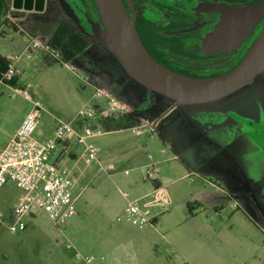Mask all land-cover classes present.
I'll list each match as a JSON object with an SVG mask.
<instances>
[{"label":"rangeland","instance_id":"obj_1","mask_svg":"<svg viewBox=\"0 0 264 264\" xmlns=\"http://www.w3.org/2000/svg\"><path fill=\"white\" fill-rule=\"evenodd\" d=\"M7 2L0 9V56L13 65L16 83H0V150L30 100L43 107L33 134L38 141L52 136L55 118L69 121L81 109L96 111V118L77 120L94 123L99 134L86 140L97 160L76 143L63 157L76 213L59 228L43 210L20 211L25 193L16 183L2 186L0 264H264V69L221 99L175 105L130 78L89 36V46L68 62L43 47L27 51L32 36L47 39L61 19L81 29L59 0H45L38 11ZM96 89L111 90L139 122L107 132L99 118L108 111L106 98L95 97ZM152 167L157 172L146 178ZM128 202L157 221L133 225ZM19 222L24 230H9Z\"/></svg>","mask_w":264,"mask_h":264},{"label":"water","instance_id":"obj_2","mask_svg":"<svg viewBox=\"0 0 264 264\" xmlns=\"http://www.w3.org/2000/svg\"><path fill=\"white\" fill-rule=\"evenodd\" d=\"M81 32L113 54L126 74L149 91L174 101L175 105L202 104L221 99L251 84L264 69V26L238 64L227 73L209 77H188L157 62L148 53L135 28V15L129 17L122 0H94L100 23L87 33L69 4L59 0ZM129 1V0H128ZM45 0H12L15 9L38 11ZM202 10L221 15L215 29L204 40L205 54L236 51L264 20V0L245 6L200 4Z\"/></svg>","mask_w":264,"mask_h":264},{"label":"built area","instance_id":"obj_3","mask_svg":"<svg viewBox=\"0 0 264 264\" xmlns=\"http://www.w3.org/2000/svg\"><path fill=\"white\" fill-rule=\"evenodd\" d=\"M44 38L32 36L26 50L33 51L43 47L46 51H53L48 45V38ZM54 52V57L59 60L61 58L59 53ZM15 75L16 71L11 64L8 70L0 76V83L8 84ZM17 92L28 98L25 93L19 90ZM94 95L98 98H106L108 111L103 115L101 113L99 117L101 120L103 117L112 114H126L128 108L112 95L111 90L96 89ZM30 103L31 109L24 120L8 144L0 150V190L8 182L16 183L25 193L20 211L27 212L33 207L43 210L53 225L59 228L65 224L67 219L75 215V197L68 170L60 162L53 160L52 155L61 143L72 142L83 145L84 152L89 155V158L97 160V149L92 144L87 143L86 140L99 134V131L93 125L94 123L89 125L77 120L81 116H87L89 119L96 118L97 114L94 109H81L77 114L78 116L69 121L55 118L52 136L41 142L36 140L33 134L38 126L43 107L38 101L30 100ZM146 126L147 123L139 127L142 129ZM137 132L143 133L139 128ZM156 172L154 167L147 169L146 178H150ZM161 191V188H158L155 192L162 203H165L167 199L163 197ZM125 215L133 225L139 228L154 223V218L149 217V211L140 207L137 202H128ZM4 223V218L0 214V226ZM8 228L12 232H17L24 230L25 224L19 222Z\"/></svg>","mask_w":264,"mask_h":264},{"label":"flooded vegetation","instance_id":"obj_4","mask_svg":"<svg viewBox=\"0 0 264 264\" xmlns=\"http://www.w3.org/2000/svg\"><path fill=\"white\" fill-rule=\"evenodd\" d=\"M64 1L72 8L80 25L87 33H91L92 29L87 17L94 23H100L94 0ZM257 1L259 0H248L245 4L238 6ZM122 2L129 17H132V14L135 15L136 31L152 58L168 69L188 77H215L233 69L264 26L263 20L236 51L205 54L204 40L220 22L221 15L202 10L200 4L231 5L228 1L122 0ZM63 11H65L64 8ZM75 29L77 30V27ZM126 115H130L136 122L139 120L133 113H126ZM158 120L153 123L152 128H155ZM260 127L264 130V122H261Z\"/></svg>","mask_w":264,"mask_h":264},{"label":"trees","instance_id":"obj_5","mask_svg":"<svg viewBox=\"0 0 264 264\" xmlns=\"http://www.w3.org/2000/svg\"><path fill=\"white\" fill-rule=\"evenodd\" d=\"M7 6V0H0V9H6ZM47 42L51 50L59 53L61 58L57 61L60 62L72 60L89 46L88 39L80 31L76 30L74 25L64 19L57 22ZM10 65V60L0 56V76L8 70ZM15 83V78L8 82L11 85ZM135 122L134 118L126 114H112L103 117L101 120V124L107 132L131 128Z\"/></svg>","mask_w":264,"mask_h":264},{"label":"crops","instance_id":"obj_6","mask_svg":"<svg viewBox=\"0 0 264 264\" xmlns=\"http://www.w3.org/2000/svg\"><path fill=\"white\" fill-rule=\"evenodd\" d=\"M21 10V9H20ZM24 120V119H23ZM96 127V126H95ZM136 127V126H135ZM71 145H74V143H72V142H63V143H61V145H59L58 147H57V149H60L58 152H57V149L53 152V160H55V161H58V162H60L61 163V165H62V160H63V157H64V155L67 153V151H68V149L69 148H71ZM68 156L69 157H71V158H75L76 157V155L73 153V152H68ZM157 187H159V188H161L160 186H159V184L157 183V185H156ZM162 189V188H161ZM163 190V189H162ZM155 191H156V189H155ZM155 221H157L156 219H155ZM154 221V222H155Z\"/></svg>","mask_w":264,"mask_h":264}]
</instances>
